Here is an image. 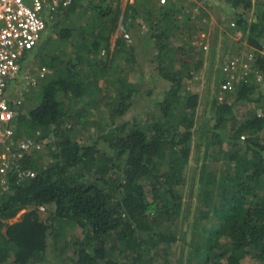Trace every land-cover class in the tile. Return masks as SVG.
<instances>
[{
  "label": "trees",
  "instance_id": "trees-1",
  "mask_svg": "<svg viewBox=\"0 0 264 264\" xmlns=\"http://www.w3.org/2000/svg\"><path fill=\"white\" fill-rule=\"evenodd\" d=\"M85 1L94 0H76L57 16L75 12ZM98 1L93 4L96 18L89 27L80 25L76 32L75 56L44 59L58 75L39 88L34 107L16 118V139L43 141L52 135L53 141L47 145L45 163L37 162V153L26 156L25 166L34 169L36 176L18 181L12 175L8 192L0 194V264H47L49 236H57V224L80 228L87 239L76 253L75 264H123L119 255L135 256L133 263L153 264L161 246L170 247L178 239L175 222L184 202L176 187L186 178L198 95L184 89V78L193 77L186 60L181 68L188 70L187 75L169 67L176 58L181 60L178 53L183 48L171 44V26L161 31L155 22L147 32L166 89L144 118L119 121L129 111V100L136 91L128 86L107 103L106 121L98 122L92 142L75 140L68 127L75 118L69 103L82 104L92 98L93 90L79 77L92 59L88 53L109 51L111 34L121 16L125 32L140 28L138 18L150 2L136 0L123 10L121 0ZM262 3L255 20H242L249 43L258 52L264 47V0ZM167 5L156 8L162 12ZM163 20L174 22L168 10ZM73 33L72 28L60 31L61 38H70ZM119 43L125 45L124 41ZM40 45L31 53L35 54ZM181 55L189 54L182 50ZM263 55L258 54L255 66L262 62L264 67ZM250 85H238L234 101L225 98L215 105L216 128L228 124L234 116L235 101L249 97ZM95 102V107L101 103ZM84 111L82 104L72 127L86 122ZM241 128L226 140L218 133L209 136L206 155L214 158L204 165L205 210L201 212L204 219L218 222L206 240L203 264H264V136L241 139L243 132L263 129L264 116L248 119ZM216 189L221 196L219 207L214 204ZM42 206L44 219L40 216ZM27 208L32 209L9 223ZM162 220L170 223L165 231L153 226Z\"/></svg>",
  "mask_w": 264,
  "mask_h": 264
},
{
  "label": "rangeland",
  "instance_id": "rangeland-1",
  "mask_svg": "<svg viewBox=\"0 0 264 264\" xmlns=\"http://www.w3.org/2000/svg\"><path fill=\"white\" fill-rule=\"evenodd\" d=\"M135 1L121 0L122 9L125 10L128 4ZM149 1L147 8L141 11L138 18L142 25L140 28L125 32L124 18L121 16L115 31L111 34L109 51L88 53L92 59L89 66L79 75L80 79L93 90L92 98H87L82 103L86 106V111H84L86 122L76 123L72 127L71 124L76 122L78 108L82 104L69 103L75 118L70 120L68 127L72 128L71 134L75 140L82 143L92 142L96 139L99 130L98 122L103 124L106 121L104 111L108 109L107 103L112 102L122 90H128V86H132L136 91L129 100L132 102L129 111L119 121L144 118L146 110L163 97L162 93L166 89V81L159 73V61L153 45L147 39V32L150 27L155 26V22H158L160 26L158 30L161 31L171 26V44L175 47H183V53L186 51L189 55H181V50L178 53L180 61L176 58L173 62L167 59V62L171 61L169 67L172 71L181 70L185 75L188 70L181 68L182 61L186 60V63H189L193 77L184 78V89L198 95V105L194 110V135L185 182L176 187L184 202L181 214L175 222L178 239L170 247L162 245L153 264H203V259L207 254L206 240L212 233L213 224L218 222L215 218L204 219L201 212L205 210V204L202 203V193L206 188L204 165L214 158L206 155L209 136L218 133L225 140L229 139L236 136L248 119L264 116V67L260 62L255 66L258 73L250 82L249 97L235 101L234 116L227 125L216 128L215 105L225 98L234 101L239 90L221 92L219 89L226 75L225 60L250 51L257 59L258 54L263 55L261 50L258 52L257 48L255 49L249 43L250 35L242 21L243 19L248 22L255 20L256 15L262 9L263 0H238V2L237 0H169V5L161 8L162 12H158L156 8L161 7L158 0ZM94 3H99V1H85L82 6H78L75 12H70L63 18L53 16L44 39L40 42V48L32 54L29 61V68L32 72H37L43 66L49 71L40 78L39 87L30 90L28 95H23L19 99L21 113L26 114L34 107L38 100V90L44 82L51 76L58 75L54 68L44 62V59L52 55H61V58L75 56L76 32L80 25L89 27V23L96 18ZM166 10L169 11L174 22L163 20ZM63 28H72L73 36L61 38L60 31ZM106 33H108L107 30ZM125 34H129V37H125ZM119 41H124L125 45H120ZM131 46L132 49H130ZM98 101H101L99 105ZM94 102L98 105L97 107L94 106ZM242 135L252 138L263 137L264 128L243 132ZM241 139L244 138L241 137ZM52 141V135L43 140L44 146L36 154L40 165L47 161V145ZM100 144L106 147V144L102 142ZM219 192L216 189L214 201L218 207L221 204ZM30 209L32 208L22 210L15 218L9 220V223L20 220L22 215ZM45 213L46 211L40 208L41 218L44 219ZM145 219L152 221L150 216H146ZM169 224L162 220L159 224L155 222L153 226L165 231ZM57 228V236H49V262L47 264H75L76 253L87 243V239L80 228L63 227L60 224H57ZM95 244L99 246V243ZM129 256L119 255V259L123 264H138V262L133 263L135 256Z\"/></svg>",
  "mask_w": 264,
  "mask_h": 264
},
{
  "label": "built area",
  "instance_id": "built-area-1",
  "mask_svg": "<svg viewBox=\"0 0 264 264\" xmlns=\"http://www.w3.org/2000/svg\"><path fill=\"white\" fill-rule=\"evenodd\" d=\"M75 1L0 0V194L8 192L12 175L22 181L37 174L25 166V159L44 145L35 138L16 139L19 99L24 92L39 87L40 78L49 71L45 66L37 72L31 71V52L42 41L53 16ZM168 1L158 0V3L164 5ZM261 52L264 54V47ZM255 61L251 51L226 59V75L219 85L220 91L230 92L238 85L249 84L258 73Z\"/></svg>",
  "mask_w": 264,
  "mask_h": 264
}]
</instances>
